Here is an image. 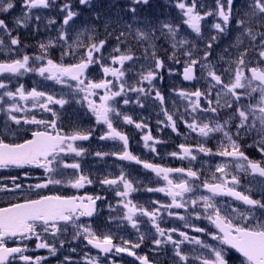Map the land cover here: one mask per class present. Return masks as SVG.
<instances>
[{
  "label": "snow or ice",
  "instance_id": "6c2138e0",
  "mask_svg": "<svg viewBox=\"0 0 264 264\" xmlns=\"http://www.w3.org/2000/svg\"><path fill=\"white\" fill-rule=\"evenodd\" d=\"M165 2L175 16L150 18L143 11L150 0H78L91 17L78 24L82 12L73 0H20L14 28L0 18V169L23 170L25 178L41 170L35 184L0 177V264H47V256L31 253L55 256L66 245L59 264H81L71 256L77 240L98 250L84 253V264H101V257L116 264L112 256L122 254L138 264H264V0ZM16 7L17 0H0V15ZM44 10L61 18L58 28ZM30 24L34 34L43 24L56 35L34 46L13 35ZM165 72L188 86L174 81L166 97L156 83ZM29 73L40 78L31 88L18 79ZM129 105L159 108L158 135L149 117L134 120L124 110ZM81 110L94 124L83 126ZM127 126L147 153L186 166L135 154ZM166 130L182 142L161 156ZM93 138L113 149L85 148ZM90 156L115 161L100 168ZM118 162L154 179L146 183ZM95 185L115 203L89 193ZM136 193L163 195L140 203ZM128 227L135 239L117 236ZM142 246L148 251L139 254Z\"/></svg>",
  "mask_w": 264,
  "mask_h": 264
},
{
  "label": "flooded vegetation",
  "instance_id": "af4514ba",
  "mask_svg": "<svg viewBox=\"0 0 264 264\" xmlns=\"http://www.w3.org/2000/svg\"><path fill=\"white\" fill-rule=\"evenodd\" d=\"M0 18L5 19L4 16H1ZM19 35L21 40H23V33L17 29L16 31L13 32V35ZM23 42V41H22ZM24 43V42H23ZM35 48V47H33ZM30 53V52H29ZM4 58V53L3 55L0 54V59ZM19 82L23 83L26 85V87L31 88L33 87V81L39 80L40 78L38 76H36L35 74L29 73L23 77H19ZM179 79V78H178ZM180 81V79H179ZM49 85H51L52 82H47ZM184 87L188 86V83H183L182 84ZM59 87L60 86H56L55 90L59 91ZM165 88L168 89L167 87V83L164 82V80L162 81V90L165 94V96L167 97L169 93L165 92ZM169 91H170V85H169ZM133 100H135V96L133 95L132 97ZM173 99H176L175 97H173ZM169 108H171V101H168L167 105ZM129 115H131L133 117V119H139L140 117H149V126L153 129V135H158V133L156 132V120L157 119H163L162 116H157L156 113L159 112V108H155V110L151 109V108H146V109H140L138 106L136 105H129L126 106L124 109ZM81 116L83 117L82 119V124L83 126L89 127L90 125L94 124V120L90 119L89 116H83V110H81ZM123 131L127 132L130 134V147L133 150V152L135 154L140 155L142 158L144 159H149V160H153V162L155 163H161V164H165L166 166H171V167H181V166H186L187 162H181L179 160L173 159L171 157L168 156H164V153L167 152H171L176 150V145H178L179 143L182 142V138L181 137H177L176 134L171 133L170 130H166L163 133H160V137L162 139L168 140L169 142L162 146V147H158V151L161 153V156H164V159H161L160 157H153V155L149 154L146 152V150L143 149L142 144H138L137 141L140 140V135L136 133V130H134L133 126H127L124 127L122 129ZM181 131H186L185 128H183V126H181ZM100 130H97L96 132V136H99ZM83 146L85 148H91V150L97 151V150H103V151H109L113 149V145L112 142L110 141H98L97 139L93 138L90 142H83ZM253 158L258 159L259 157L256 155H253ZM87 161L93 165H95V167H100V168H104L105 167V163L109 166L113 165L115 158L114 157H106L105 158V163H97V161L95 160L94 157H87L86 158ZM118 163H123L127 170L130 171L132 173V175L134 177H139L141 179H143L146 183L150 180V179H154V174L151 173H147L146 170H144L141 166L138 165H129L128 162H118ZM95 170V168H94ZM108 171H115L114 167H108L107 168ZM41 174V170H35L33 171L32 175L25 178L23 177V170L20 169H0V177H9V176H19L21 178V181L24 185H29V184H35L38 181L37 177H39ZM149 186L151 187H155V183L150 184ZM55 190V189H54ZM40 191V190H37ZM63 194H68V195H72V194H77L76 190L73 189H62L61 190ZM85 190H80L79 194H84ZM88 192L92 193V192H99L101 195H106L108 196L109 201H111L112 203H115V200L112 199V194L109 193H104L101 192L99 185H95V186H88ZM41 194H51L48 192V190H42ZM163 194H152V193H136L134 194V198L138 199L140 203H144V201L146 199H160L162 197ZM99 204V202H98ZM0 206H4V202L3 200H0ZM101 209H102V213L104 217L108 216V209L105 205H100ZM164 227H173L176 225L173 224H165L162 225ZM150 225H142L141 230L142 231H147L149 230ZM113 231H115V227L113 226ZM117 236H124L126 239H135V232L133 230L130 229V227L127 228V230L124 231H120L119 233H117ZM63 238V237H61ZM118 242V240L116 241ZM150 245V242H149ZM57 246L59 247V244L57 242ZM71 247H76L77 248V252L76 253H71V256L73 259L75 260H80L81 264H84L83 260L81 259L82 256L84 255V253H89L92 256H96L98 254V250L92 248L90 245H87L86 241H71ZM30 247H34V244L30 245ZM68 245L65 246V248L60 249L57 254L55 256H50L48 255V251L46 249H36L33 253V255H41V256H47V264H59V261L63 260V256L64 255H68L69 251H68ZM148 249L147 248H143L141 250H138L139 254H144V252H147ZM123 258L121 259V257L119 256H112V259L116 261V264H138V262H136L134 260V257L128 256L127 254H122ZM101 264H108L107 260H104L103 257H101ZM161 264H163V261H161Z\"/></svg>",
  "mask_w": 264,
  "mask_h": 264
},
{
  "label": "rangeland",
  "instance_id": "374dc122",
  "mask_svg": "<svg viewBox=\"0 0 264 264\" xmlns=\"http://www.w3.org/2000/svg\"><path fill=\"white\" fill-rule=\"evenodd\" d=\"M76 1H78V0H73L74 3H75ZM161 1L164 2V4H165V0H161ZM58 2H62V0H58ZM207 2H208V3H214V0H207ZM152 4H153V3H150L149 6H146V7L143 9L144 13H146L150 18H156V17L162 18V15L159 16L158 13H153V12H151V11L154 10V9H156V8H158V9H160V10L162 11L163 4H161V5L157 6V7H151ZM73 10H77V8L74 7ZM173 10L175 11V15H176V10H175L174 8H173ZM21 11H22V9L20 8V0H17V7H16V9L10 11L9 13H6V14H2V15H0V17H1V16H4V18H5V20H6V23H8L9 27H10V28H14V27H15V25H14V19H15V17H17V16H19V15L21 14ZM77 11H79V10H77ZM81 12H82V16H83L82 21H84V19H85L86 17L89 18V19L91 18L90 15H89V10H88V9H85L84 11H81ZM44 15H46V16H56V19H57L56 27H57V28L59 27V23L61 22V18H60L59 16H57V14H56L55 11L44 10ZM78 18H79V17H78ZM78 18H77V19H78ZM82 21H81V22H82ZM81 22L78 23V21H77L78 24H80ZM213 22H214V21H213L212 18H209V19L207 20V24H208V25H211V23H213ZM18 29H29V30L33 33V26H32L31 24H30L29 27H27V28L20 27V28H18ZM53 33L56 34V32H55L54 30H45V29L43 28V24H41V31H40V33H38V34H34V33H33V34H34V35H38V36H40V37L46 39L47 36L44 37L42 34H53ZM163 47H168V46H167V45H163ZM0 54L3 55V52H0ZM160 55H161V58H164L163 48H162V50H161V52H160ZM164 76H165V79H164V80H166L167 83L170 85V89H171V87L173 86V82H174V81H175V84L179 85L180 87H184V86L180 83L178 77H169L168 74H167V72H166V74L164 73ZM156 83H157V87H159V88L161 89V91L163 92V90H162V81H157ZM165 92H166V93H169V90H168L167 88H165ZM163 93H164V92H163ZM173 97H175V96H173ZM175 98H176V97H175ZM151 109H152V108H151Z\"/></svg>",
  "mask_w": 264,
  "mask_h": 264
}]
</instances>
